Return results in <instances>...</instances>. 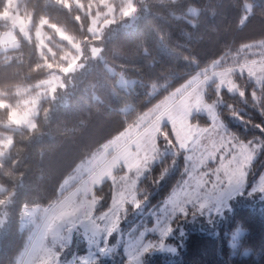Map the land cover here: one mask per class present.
Instances as JSON below:
<instances>
[{
	"label": "trees",
	"instance_id": "16d2710c",
	"mask_svg": "<svg viewBox=\"0 0 264 264\" xmlns=\"http://www.w3.org/2000/svg\"><path fill=\"white\" fill-rule=\"evenodd\" d=\"M6 2L0 0V13L6 10ZM131 5L132 24H120L125 15L115 17L101 32L99 42L88 27L90 14L104 9L100 0L18 1L17 12L28 18L30 31L43 22L46 39L40 49L32 36L0 51V93L4 94L0 95V140L9 137L12 141L0 156L4 189L0 201L9 198L7 220L0 230V264H15L27 248L32 227L20 225L24 209L58 202L70 189H60L63 181L103 143L214 62L224 68L264 56V0H132ZM190 7L197 12L190 13ZM7 27V22L0 24L1 29ZM59 30L76 43L99 44L101 58L89 59L84 69L71 75L65 88L39 100L35 129L6 126L10 110L19 108L30 92L27 86L47 77L50 70L68 65L65 55L73 50L59 37ZM253 49L256 51L251 53ZM119 74L136 81L127 89L119 87ZM237 80L244 86L242 94L219 89L212 82L205 99L215 102L217 118L228 133L247 140L259 135L256 125L264 124V79L258 84L241 81L239 76ZM127 105L129 109L123 111ZM190 121L210 123L205 115L197 114ZM167 133L178 155L154 162L140 179L136 190L139 199L146 198V208L159 206L186 176L184 152L172 133ZM173 159L175 167L157 184L162 169L172 167ZM263 170L264 152L253 164L245 193ZM110 188L109 180L96 188L102 195L96 211L108 208ZM244 199L243 195L232 200L231 210L221 219L197 216L181 220L176 230L184 232L177 253H155L144 264H264V201ZM150 223L143 219L140 224ZM237 227L243 232L233 246ZM243 250L248 252L243 254ZM118 252L120 255L104 264L123 263L122 248Z\"/></svg>",
	"mask_w": 264,
	"mask_h": 264
},
{
	"label": "rangeland",
	"instance_id": "374dc122",
	"mask_svg": "<svg viewBox=\"0 0 264 264\" xmlns=\"http://www.w3.org/2000/svg\"><path fill=\"white\" fill-rule=\"evenodd\" d=\"M18 1L7 0L6 10L0 13V24L8 23L7 28H0V51L16 47L20 38L28 39L32 36L36 39L37 47L40 49L46 39L42 27L43 22L36 29L30 31L28 18L19 15L17 12ZM119 1L123 2L120 7L116 5ZM131 3L132 0H100V5H103L104 9L102 11H94V13L90 14L89 33L91 35H97L96 38L100 42L102 38L100 36L101 32L108 25L112 24L116 20L115 17L119 15H125L126 17L120 24L123 26L131 25L134 18V7ZM89 5L93 7V5ZM88 12L90 13V10ZM189 12L195 14L197 9L190 7ZM59 32L61 31L59 30ZM59 37L62 38L61 35ZM62 39H66L73 50L72 53L69 52L65 55L68 58V65L60 67L59 69L50 70L47 77L27 86L25 89H29L30 92L21 102L19 101L21 104L19 108L10 110L9 119L5 123L6 126L9 124L16 125L13 123V117H20L24 112H27L29 120L34 122L39 100L44 97H52L57 90L65 88L70 82L69 78L71 75L76 70L84 69L89 59L101 58V46L99 44H80L74 42L72 38ZM255 51L253 49L251 53ZM217 64V62H214L207 70L200 71L185 84L159 100L143 112L133 124L127 126L112 139L103 143L87 159L80 162L72 174L61 184L60 189L62 191L64 189H70L67 192L63 191L62 197H64H61L56 205L34 207L31 210H26L25 208L20 225L21 227L30 225L32 231L29 235L26 250L19 256L15 264H71L74 255L79 254L82 258L87 254L86 244L82 242L84 239L82 225L106 212L111 206L113 197H118L121 191L124 190L125 185L130 184L132 180L137 181V188L140 179L154 163L152 160H145V157L153 156L151 152L153 142L156 143V147L160 151H163L167 146V142L160 135V132L170 131L176 145L180 149L179 141L176 140V131L173 129L172 119L169 118L170 116L177 121L182 117L187 119L194 131L198 128H210V123L208 125H200L190 121L191 116L197 114L205 115L214 124L222 123L217 118L215 102H209L205 99V92L207 91L208 85L215 82V85L219 89L226 88L230 93L242 94L244 86L243 88L240 87V83L237 80L238 76L241 77V81L251 80L255 84L260 83L264 79V56L245 61L238 66L219 68ZM108 68L110 73L115 72L113 67L109 66ZM135 81L136 78L134 77L129 78L119 74L116 79V84L119 87L127 89ZM129 107L127 105L122 110L127 111ZM17 126L28 128L24 123ZM179 127L180 125L177 123L176 129L178 130ZM194 139H196L195 135L187 143L191 144ZM9 140H11L9 137L0 140V156L4 155L10 147ZM159 140L162 141L158 143L157 141ZM201 143H206V141L202 140ZM170 150L174 152L173 147ZM183 152L184 156L186 153L185 151ZM223 153L224 149L221 147L220 151L216 153L215 158H209L207 160V167L199 168V172L208 171L209 168H216L221 162V155ZM230 156L231 153L229 152L224 156V159L227 160ZM188 163L191 165L192 162L189 161ZM211 163L213 164L210 165ZM130 165L135 166L130 167ZM262 173H264V170ZM86 174L88 175L79 183L81 185L74 190L73 185H76V182H79V178ZM187 178L186 173L184 179ZM208 179L210 181L213 179L211 174H209ZM258 179L256 180L257 182ZM106 180H109L111 183L109 206L106 210L96 211L97 206L102 200V195L96 193L95 190ZM210 186L211 184L208 185V187ZM3 190V187L0 185V192ZM243 195L246 201L253 200L252 202H254V198L264 201V196L261 194H250L249 190L245 193L243 190V194L238 192L227 200V211L225 210L222 215L213 218L218 220L222 216L227 215L232 208L231 201ZM137 198L139 199V196ZM143 200H146V198H143L141 201ZM8 203V197L0 203V230L7 220L6 207ZM146 204L144 205L143 216L137 215L131 205H126L128 207L127 219L121 224V228L125 232L135 229L136 235L138 236L140 231L154 226V216L151 213L154 209H157V206L146 208ZM159 206H162V203ZM121 218L123 219V214H121ZM143 219L145 222L151 221V223L142 226L140 223ZM96 223L101 227L103 226V221H97ZM183 232L184 230L182 229L175 230L164 241V247L153 249L145 254L141 264H144L145 259L155 253H168L172 255L177 253L178 245L181 243L180 237L183 236ZM242 232L241 227H237L234 231L231 239L233 246L237 245L238 238L242 235ZM129 238L128 235L122 237L123 240H128ZM157 239L158 233L146 232L145 241ZM115 240L116 234H114L109 243L113 244ZM69 244H71V247H69ZM119 248H122L124 255L123 245L117 244L114 255L99 257L101 264H104L105 261L110 260L117 254L120 255L118 252ZM247 252L248 250L242 251L243 254ZM124 257L125 260L121 264H126L127 258L125 255Z\"/></svg>",
	"mask_w": 264,
	"mask_h": 264
},
{
	"label": "snow or ice",
	"instance_id": "6c2138e0",
	"mask_svg": "<svg viewBox=\"0 0 264 264\" xmlns=\"http://www.w3.org/2000/svg\"><path fill=\"white\" fill-rule=\"evenodd\" d=\"M169 118L172 119L179 147L186 153L184 173H187L188 178L179 182L162 202V206H157V209L152 211L154 226L140 231L138 236L135 229L125 232L121 224L127 219L126 205H131L137 215L143 216L147 200L141 201L137 198L136 180L125 185L119 196L113 197L111 206L106 212L82 225L84 229L82 242L86 244L87 254L82 258L79 254L74 255L71 264H101L99 257L114 255L117 244L123 245L126 264H141L145 254L164 247V241L179 227L181 220L197 216H206L212 220L227 209V200L231 196L238 192L243 194V190L249 186L248 177L253 174V164L264 152V124L255 126L259 135L244 140L228 133L223 123L214 124L210 121V128H198L194 131L187 119L182 117L177 121L171 116ZM177 123L180 125L178 130ZM160 135L164 137L167 146L160 151L153 142L151 147L153 156L145 157L146 161L155 162L158 159L163 163L166 157L178 155L170 150L173 142L168 138V133L160 132ZM193 135L196 139L188 144L187 141ZM202 140L206 143H201ZM221 147L224 153L221 155L220 164L214 169L209 168L208 171L199 172V168L207 167L209 158H215ZM229 152L231 156L225 160L224 156ZM189 161L192 162L191 165ZM171 164L172 167L162 169L157 184L166 180L176 165V159H173ZM132 166L135 165H130ZM209 174L213 177L211 181L208 179ZM249 192L264 196V173L259 174L258 182L253 180ZM97 221H103V226L98 225ZM146 232L158 233V239L145 241ZM114 234H116L115 243L110 244ZM124 235L130 238L123 240Z\"/></svg>",
	"mask_w": 264,
	"mask_h": 264
},
{
	"label": "clouds",
	"instance_id": "9594fccd",
	"mask_svg": "<svg viewBox=\"0 0 264 264\" xmlns=\"http://www.w3.org/2000/svg\"><path fill=\"white\" fill-rule=\"evenodd\" d=\"M59 35H61L62 38H68V39H71L70 37H67V34L63 33V32H59L58 33ZM61 59H65L64 56L61 57ZM51 67V65H50ZM18 91H21V90H18ZM0 95H4L3 93H0ZM13 123H15L16 125H21L22 123L26 124L29 128V130H33L37 127V125L35 124V122H32L29 120V117H28V113L27 112H24L23 115H21L20 117H13ZM9 144L12 143L11 140L8 141ZM0 203H2V201H0Z\"/></svg>",
	"mask_w": 264,
	"mask_h": 264
},
{
	"label": "crops",
	"instance_id": "0c3cea01",
	"mask_svg": "<svg viewBox=\"0 0 264 264\" xmlns=\"http://www.w3.org/2000/svg\"><path fill=\"white\" fill-rule=\"evenodd\" d=\"M86 175H88V174H86ZM84 176H85V175H83L81 178H79V183L82 182V180H83L82 178H83ZM79 183L76 184L75 186H73V187H74V188H73L74 190H75L76 188H78L79 185H81V184H79ZM63 197H64V196H63ZM63 197H62V198H63ZM57 203H58V202H56L54 205H56ZM54 205H53V206H54ZM53 206H52V207H53ZM31 208H34V207L26 208V210H31Z\"/></svg>",
	"mask_w": 264,
	"mask_h": 264
}]
</instances>
